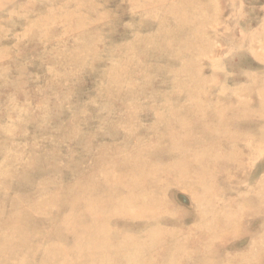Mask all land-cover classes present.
I'll use <instances>...</instances> for the list:
<instances>
[{
  "label": "rangeland",
  "instance_id": "374dc122",
  "mask_svg": "<svg viewBox=\"0 0 264 264\" xmlns=\"http://www.w3.org/2000/svg\"><path fill=\"white\" fill-rule=\"evenodd\" d=\"M0 264H264V0H0Z\"/></svg>",
  "mask_w": 264,
  "mask_h": 264
}]
</instances>
